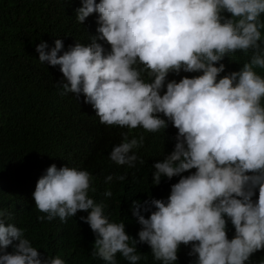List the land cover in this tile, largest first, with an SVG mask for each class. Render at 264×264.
Segmentation results:
<instances>
[{
    "label": "clouds",
    "instance_id": "obj_1",
    "mask_svg": "<svg viewBox=\"0 0 264 264\" xmlns=\"http://www.w3.org/2000/svg\"><path fill=\"white\" fill-rule=\"evenodd\" d=\"M81 5L79 23L98 14L99 35L91 43H75L62 55L60 39L50 50L46 42L36 46L41 63L59 66L60 94H83L109 127L155 133L171 122L178 129L177 143L153 165V184L196 171L171 186L167 201H133L132 214L142 226L138 240L126 233L123 222H109L105 205L89 197V190L95 191L92 174L75 167L53 164L38 179L33 199L46 215L37 220L59 217L66 223L78 211L87 212L80 220L96 236L92 255L106 264H117V253L137 264L138 243L148 244L163 264L177 261L180 245L190 243L189 255L198 254L196 264H246L264 250V77L254 70L264 69V0H81ZM98 40L111 51L105 54ZM249 50L250 62L218 79L226 55ZM181 70L202 74L167 82L161 95L169 73ZM121 135L110 159L133 167L140 159L133 150L143 146L144 136L129 140L128 132ZM112 180L108 175L105 183ZM152 208L148 218L141 214ZM10 215L0 209V264H65L60 256L42 257L25 238V229L6 226ZM225 217L235 228L231 240ZM9 246L12 252L5 251Z\"/></svg>",
    "mask_w": 264,
    "mask_h": 264
},
{
    "label": "trees",
    "instance_id": "obj_2",
    "mask_svg": "<svg viewBox=\"0 0 264 264\" xmlns=\"http://www.w3.org/2000/svg\"><path fill=\"white\" fill-rule=\"evenodd\" d=\"M81 6V0H0V209L11 214L6 226L12 223L25 229V238L42 257L60 256L65 264H106L92 255L96 236L90 225L80 220L87 212L78 211L66 223L59 217L51 222L37 220V216L46 214L36 209L33 192L47 168L55 164L57 168L69 166L91 173L94 178L91 187L95 191L90 189L89 197L103 203L109 222H123L126 233L136 240L142 226L132 214L133 201L142 205L151 199L167 201L171 186L196 169L171 180L162 177L159 185L153 184V165L171 154L177 143L178 129L171 122L166 129L155 133L140 127L134 130L109 127L100 123L92 105L84 102L83 94L79 97L60 94L62 87L57 83L63 81V74L59 66L39 61L36 46L46 42L50 50L60 39L64 47L58 55H62L75 43H91L92 37L99 35L98 14L90 15L81 24L76 17V9ZM223 15L231 18L227 12ZM261 20L264 22V14ZM261 32L264 37V29ZM97 42L102 44L105 54L111 51L106 41ZM251 55L252 50L226 55L219 62L226 67L218 79L240 71L244 63L250 62ZM254 70L264 77V69ZM201 74L182 70L178 75L169 73L161 95L167 82ZM143 76L150 80L147 72ZM261 103L264 106V99ZM159 115L167 120L163 114ZM125 132L129 133V140L144 136L143 146L133 150L140 158L133 167L117 165L110 159L112 149L122 142L121 133ZM108 175L113 180L105 183ZM118 176L126 179L120 181L116 179ZM108 190L111 197L104 195ZM258 195L257 188L252 197L254 202ZM152 210L155 209H141V214L148 218ZM225 219L227 237L231 240L235 228L229 218ZM191 247V243L181 244L173 264H196L198 254L189 255ZM136 248L141 255L137 264H163L155 260L148 244L138 243ZM5 251L12 252L13 248L9 246ZM116 260L117 264H129L120 253L116 254ZM261 262H264V250L254 253L246 264Z\"/></svg>",
    "mask_w": 264,
    "mask_h": 264
}]
</instances>
